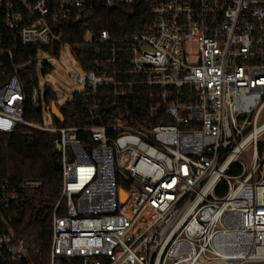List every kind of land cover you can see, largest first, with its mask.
<instances>
[{"label":"built area","instance_id":"2783aa9c","mask_svg":"<svg viewBox=\"0 0 264 264\" xmlns=\"http://www.w3.org/2000/svg\"><path fill=\"white\" fill-rule=\"evenodd\" d=\"M134 5L148 9L142 31L97 33L106 61L129 67L81 68L73 79L114 96L146 87L144 124L114 116L86 128L84 143L76 127L29 121V100L43 120L51 112L40 53L67 44L75 57L93 39L86 29L85 43L65 42V25ZM33 61L29 91L23 74ZM22 125L58 135L49 264H264V0H0V135ZM41 184L0 182V264H33L13 214Z\"/></svg>","mask_w":264,"mask_h":264},{"label":"trees","instance_id":"16d2710c","mask_svg":"<svg viewBox=\"0 0 264 264\" xmlns=\"http://www.w3.org/2000/svg\"><path fill=\"white\" fill-rule=\"evenodd\" d=\"M145 6H120L112 9L98 8L92 16L77 24H66L64 40L72 44L84 42V32L89 29L93 34L91 42H87L83 49L75 52V58L85 71L104 72L110 70H124L129 67L128 62H121L119 56L114 62H107L111 56L110 47L100 43L97 33L107 29L119 38L124 34H133L143 30L144 19L148 16ZM35 50L33 49V53ZM51 55L57 57L56 47ZM119 54V52H118ZM44 71L49 72L52 66L45 62ZM36 64L27 69L23 80L28 84L27 90L37 86ZM124 78L130 75L121 73ZM126 76V77H125ZM122 78V77H119ZM107 86H102L94 92L77 91L64 103L58 102V96L51 85H46L44 103L51 111L56 104L63 120L53 118L55 126H72L78 128V137L84 143L90 142V134L86 128L99 123L108 124L117 116L124 120L139 121L147 118L152 99L148 97L147 88L132 87V92L125 96H114L108 92ZM25 117L32 123H43L42 111L35 108L30 100L27 103ZM158 118H151V122H158ZM136 122V123H137ZM109 136L113 133L108 130ZM55 132L41 131L28 126H19L13 133L0 135V182L6 179L16 184L24 179L41 180L42 184L35 191V195L23 200L13 214V227L17 236L23 239L29 249L33 264H49L50 242L52 227V211L60 198L62 188V168L60 154L55 148L57 138ZM263 149L262 143L259 146ZM227 191L226 183H221L216 194L222 196ZM28 197V196H27ZM66 200L60 202V214H64ZM59 264H66L64 261Z\"/></svg>","mask_w":264,"mask_h":264},{"label":"rangeland","instance_id":"374dc122","mask_svg":"<svg viewBox=\"0 0 264 264\" xmlns=\"http://www.w3.org/2000/svg\"><path fill=\"white\" fill-rule=\"evenodd\" d=\"M46 61L52 66L46 76L42 74V64ZM38 78L39 82L47 81L57 92L59 101L61 103L70 99L77 91L83 90L81 84H77L73 79L74 77L82 74V69L76 61L69 45L64 44L57 57L40 53L39 60L37 61ZM53 123V116L51 112L44 113V125L49 126Z\"/></svg>","mask_w":264,"mask_h":264},{"label":"water","instance_id":"95a60500","mask_svg":"<svg viewBox=\"0 0 264 264\" xmlns=\"http://www.w3.org/2000/svg\"><path fill=\"white\" fill-rule=\"evenodd\" d=\"M51 114H52L53 118H56L58 120H63V115H62L59 107L56 104L52 105Z\"/></svg>","mask_w":264,"mask_h":264},{"label":"bare ground","instance_id":"6f19581e","mask_svg":"<svg viewBox=\"0 0 264 264\" xmlns=\"http://www.w3.org/2000/svg\"><path fill=\"white\" fill-rule=\"evenodd\" d=\"M217 264H221V263H217Z\"/></svg>","mask_w":264,"mask_h":264}]
</instances>
